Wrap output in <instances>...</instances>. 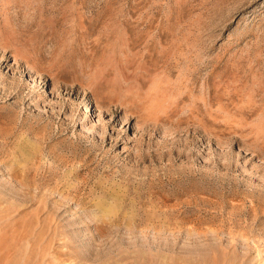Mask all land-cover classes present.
<instances>
[{"label": "rangeland", "instance_id": "374dc122", "mask_svg": "<svg viewBox=\"0 0 264 264\" xmlns=\"http://www.w3.org/2000/svg\"><path fill=\"white\" fill-rule=\"evenodd\" d=\"M0 264H264V0H0Z\"/></svg>", "mask_w": 264, "mask_h": 264}]
</instances>
